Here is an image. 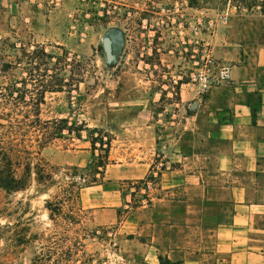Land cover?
<instances>
[{
    "label": "rangeland",
    "instance_id": "obj_1",
    "mask_svg": "<svg viewBox=\"0 0 264 264\" xmlns=\"http://www.w3.org/2000/svg\"><path fill=\"white\" fill-rule=\"evenodd\" d=\"M261 8L264 0H0V37L43 43L47 49L62 45L88 63L78 90L68 87L46 93L41 116L66 117L70 122L83 121L90 129H103L113 146L116 125L111 121L123 111L142 110L139 118H150L165 135L178 134L191 110L190 102L181 106L178 81L193 83L192 73L207 67L214 71L221 61L217 47L225 45L222 38L230 35L227 30L236 22L246 24L252 14L264 15ZM105 36L111 38L115 54L110 62L102 46ZM57 131L50 129L53 138L41 148V155L57 167L77 166L78 173H88V164L103 153L96 149L93 154L89 131H81L80 138ZM85 149L89 151L83 155ZM77 156L83 165L67 162ZM109 156L112 162L121 154L110 149ZM161 156L155 158V163L162 162L159 167L164 164ZM63 177L68 179L55 174V183L45 190L34 178L21 191L0 189V224L21 221L30 227L29 235L37 236L9 264H30L37 249H42L47 264H63L66 257L71 258L69 264H161L145 259L135 244L126 247L118 224L95 223L93 210L83 207L80 199L63 200L59 187ZM121 184L124 193L134 185L125 180ZM135 193V201L142 204L145 194ZM153 194L155 190L149 197ZM3 246L0 238V252ZM68 247L73 250L71 257L66 254Z\"/></svg>",
    "mask_w": 264,
    "mask_h": 264
},
{
    "label": "crops",
    "instance_id": "obj_2",
    "mask_svg": "<svg viewBox=\"0 0 264 264\" xmlns=\"http://www.w3.org/2000/svg\"><path fill=\"white\" fill-rule=\"evenodd\" d=\"M227 32L216 56L230 65V81L206 91L182 82L180 103L191 110L176 135L139 118L142 110L113 117L111 153L121 157L80 190L95 223L118 224L124 245L152 262L264 264V15ZM67 162L84 164L78 156ZM151 167L161 171L152 203L132 209L121 181L145 178Z\"/></svg>",
    "mask_w": 264,
    "mask_h": 264
},
{
    "label": "trees",
    "instance_id": "obj_3",
    "mask_svg": "<svg viewBox=\"0 0 264 264\" xmlns=\"http://www.w3.org/2000/svg\"><path fill=\"white\" fill-rule=\"evenodd\" d=\"M261 12L264 13V8H261ZM75 64L77 67L68 68ZM88 68V63L69 54L62 45L47 49L43 43H18L9 37H0V189L7 193L24 190L31 184L32 178L43 190L49 189L55 183L54 175L61 173L68 176V179L63 177L59 184L65 197L63 200L74 202L79 200L83 185L102 181L105 168L111 162V136L103 129L86 127L83 121L70 122L66 117L43 119L41 116L46 93L63 91L68 87L78 90ZM178 83L180 86L182 81ZM52 127L58 130L57 134L66 130L71 137L77 138L81 137L84 129L89 131L93 154L96 149L103 153H98L97 158L91 160L88 173H78L77 166L57 167L41 155V148L53 138L50 133ZM92 132L97 134L92 135ZM164 168L165 164L160 170ZM160 170L154 176L151 167L145 178L125 180V183L134 184L138 189L147 180L158 181ZM135 194L131 191L132 202H135L132 206L139 205V201H135ZM46 202L47 208L52 211L51 202L48 199ZM147 203L150 205L152 198L147 197ZM29 233L30 227L21 221L0 224V238L4 241L0 264H9L26 252L37 238ZM32 254L30 264H47L42 249ZM66 254L71 257L73 250L68 247ZM70 259L66 257L63 264H69ZM159 260L161 264H172L161 257Z\"/></svg>",
    "mask_w": 264,
    "mask_h": 264
},
{
    "label": "built area",
    "instance_id": "obj_4",
    "mask_svg": "<svg viewBox=\"0 0 264 264\" xmlns=\"http://www.w3.org/2000/svg\"><path fill=\"white\" fill-rule=\"evenodd\" d=\"M227 18L228 16L225 15L224 19L226 20ZM190 78L192 81H194L193 83L198 85L200 91H206L210 86L214 84L230 81V65L225 62L218 61L216 63L214 71L210 70L209 67H207L206 69H200L198 73H192L190 75ZM157 172V170L153 171V175L157 176ZM154 181L155 180H147L145 183L139 186L138 189L135 185H132L130 187V190L134 192H143L142 194H145L146 196L142 202L145 204L147 201L146 197H149L152 194V191L157 183Z\"/></svg>",
    "mask_w": 264,
    "mask_h": 264
},
{
    "label": "water",
    "instance_id": "obj_5",
    "mask_svg": "<svg viewBox=\"0 0 264 264\" xmlns=\"http://www.w3.org/2000/svg\"><path fill=\"white\" fill-rule=\"evenodd\" d=\"M102 46L104 49V52L106 54L107 61H112L115 59V54L112 50V40L109 36H105L102 41Z\"/></svg>",
    "mask_w": 264,
    "mask_h": 264
}]
</instances>
